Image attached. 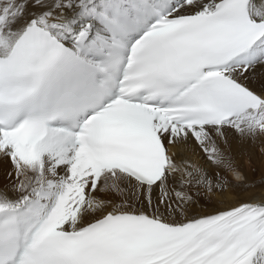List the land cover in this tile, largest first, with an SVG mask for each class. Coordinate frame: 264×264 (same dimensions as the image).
<instances>
[{"label": "snow or ice", "instance_id": "obj_1", "mask_svg": "<svg viewBox=\"0 0 264 264\" xmlns=\"http://www.w3.org/2000/svg\"><path fill=\"white\" fill-rule=\"evenodd\" d=\"M258 142L264 0H0V264H264Z\"/></svg>", "mask_w": 264, "mask_h": 264}, {"label": "bare ground", "instance_id": "obj_2", "mask_svg": "<svg viewBox=\"0 0 264 264\" xmlns=\"http://www.w3.org/2000/svg\"><path fill=\"white\" fill-rule=\"evenodd\" d=\"M259 144L258 142L256 145L245 144L239 147L233 144V155L240 179L237 180L230 174L229 180L233 184H239V194L242 197L253 195L258 198L261 192H264V168L262 169L260 163L262 157L260 151L255 148ZM225 196L231 198L229 193H225Z\"/></svg>", "mask_w": 264, "mask_h": 264}, {"label": "rangeland", "instance_id": "obj_3", "mask_svg": "<svg viewBox=\"0 0 264 264\" xmlns=\"http://www.w3.org/2000/svg\"><path fill=\"white\" fill-rule=\"evenodd\" d=\"M255 148H257L260 151V153H261V157L262 158H260V163L262 164V166H263L262 169H263L264 168V163H263L264 161L262 162V160H264V149H262L260 144L257 145Z\"/></svg>", "mask_w": 264, "mask_h": 264}]
</instances>
